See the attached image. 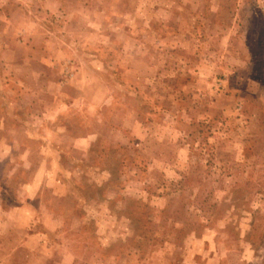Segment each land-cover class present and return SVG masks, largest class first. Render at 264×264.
<instances>
[{
	"label": "rangeland",
	"instance_id": "rangeland-1",
	"mask_svg": "<svg viewBox=\"0 0 264 264\" xmlns=\"http://www.w3.org/2000/svg\"><path fill=\"white\" fill-rule=\"evenodd\" d=\"M0 264H264V0H0Z\"/></svg>",
	"mask_w": 264,
	"mask_h": 264
}]
</instances>
